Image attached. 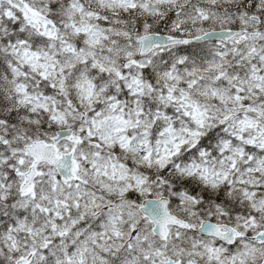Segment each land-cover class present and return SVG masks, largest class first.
<instances>
[{
	"label": "snow or ice",
	"instance_id": "obj_1",
	"mask_svg": "<svg viewBox=\"0 0 264 264\" xmlns=\"http://www.w3.org/2000/svg\"><path fill=\"white\" fill-rule=\"evenodd\" d=\"M0 264H264V0H0Z\"/></svg>",
	"mask_w": 264,
	"mask_h": 264
}]
</instances>
